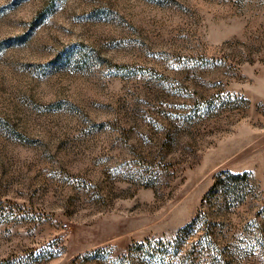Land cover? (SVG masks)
Listing matches in <instances>:
<instances>
[{"label":"rangeland","instance_id":"rangeland-1","mask_svg":"<svg viewBox=\"0 0 264 264\" xmlns=\"http://www.w3.org/2000/svg\"><path fill=\"white\" fill-rule=\"evenodd\" d=\"M0 264H264V0H0Z\"/></svg>","mask_w":264,"mask_h":264},{"label":"trees","instance_id":"trees-1","mask_svg":"<svg viewBox=\"0 0 264 264\" xmlns=\"http://www.w3.org/2000/svg\"><path fill=\"white\" fill-rule=\"evenodd\" d=\"M244 183V185H249L250 180H249V175L246 172L243 173H233L231 171H223L220 172L214 183L212 184L211 188L209 189V197L213 196V195H218L221 192L226 193V195L231 196L236 194V190H235V185L238 183ZM235 196V195H234ZM245 196L243 195H238V197L236 198L235 202H239L242 201L244 199ZM195 220H192V222L185 226L183 229H181V233L184 232L186 229L190 228L192 224H194ZM143 243H138L136 246H142ZM104 250V248L102 247H98L89 251H85L83 254H77L76 256H74L73 262L75 263L78 260H82L83 258L87 259L90 256L95 255V257L97 255H100V253H102ZM106 250V247H105Z\"/></svg>","mask_w":264,"mask_h":264}]
</instances>
